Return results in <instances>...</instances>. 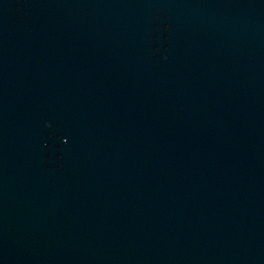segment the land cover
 <instances>
[{"label": "water", "instance_id": "water-1", "mask_svg": "<svg viewBox=\"0 0 264 264\" xmlns=\"http://www.w3.org/2000/svg\"><path fill=\"white\" fill-rule=\"evenodd\" d=\"M0 264H264V0H0Z\"/></svg>", "mask_w": 264, "mask_h": 264}]
</instances>
